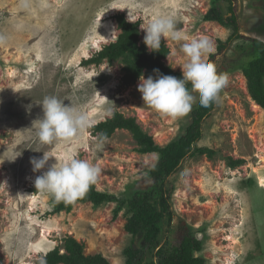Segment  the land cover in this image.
<instances>
[{"label":"rangeland","instance_id":"obj_1","mask_svg":"<svg viewBox=\"0 0 264 264\" xmlns=\"http://www.w3.org/2000/svg\"><path fill=\"white\" fill-rule=\"evenodd\" d=\"M215 1L0 0V264H39L56 248L65 254L69 239L81 244L86 256L125 264L124 251L141 243L126 231L129 214L119 204L81 202L70 212H57L52 195L34 184L48 166L72 156L101 169L99 191L128 200L154 186L149 172L159 156L139 153L127 130H116L98 149L96 126L122 114L164 147L191 124L198 93L186 115L164 116L143 104L140 78L122 84L126 61L87 63L117 40V15L139 22V45L148 53L141 27L159 15L172 18L189 41L208 38L213 51L205 60L228 77L198 142L214 154L188 155L167 180L174 214L170 228L167 218L162 225L167 239L182 225L202 242L196 256L206 264H264V110L250 97L241 71L230 70L234 60L243 61L250 42H234L226 65L217 53L232 30L204 21ZM234 4L241 33L264 42V0ZM221 7L227 11V4ZM162 40L169 50L165 65L182 73L181 46L189 41ZM48 96L85 114L93 126L71 141L40 143L35 121L43 117L41 103ZM44 153L49 163L34 173L30 160Z\"/></svg>","mask_w":264,"mask_h":264},{"label":"trees","instance_id":"obj_2","mask_svg":"<svg viewBox=\"0 0 264 264\" xmlns=\"http://www.w3.org/2000/svg\"><path fill=\"white\" fill-rule=\"evenodd\" d=\"M221 4H227L224 12ZM239 13L236 11L234 0H216L203 19L207 22H216L223 27L230 28L232 33L228 40L220 43L217 53L223 56V63L229 62L227 53L231 46L238 40L250 42L249 49L245 50L244 59L239 63L234 60V66L230 70L241 71L247 82V89L252 100L264 110V42L258 39L245 37L241 33V25L238 21ZM116 21L120 34L115 42L105 47L97 56L87 63L99 65L107 60L126 61L125 75L122 79L124 86L134 84L142 75L155 76L154 69L159 74L182 78V73L174 71L164 63L169 50L164 41L158 52L148 53L139 45V22L130 23L124 15H117ZM216 54L211 58H215ZM146 73V74H145ZM191 91V84L187 85ZM216 102L208 107L200 105L199 100L193 106L190 118L191 124L185 133L168 145L161 147L153 138L142 131L133 118H125L122 114H114L112 118L96 126V130L109 137L116 130L130 131L138 144V152L141 154H158L157 164L149 174L154 181L145 191H137L128 200H121L117 196L101 192L96 184H92L88 191L73 203L57 201L52 195V202L57 212L65 210L70 212L77 203L90 202L95 206L104 203H116L127 209L126 231L133 238H140L139 246H130L124 251L125 264H206V260L196 253L202 251V242L198 240L188 227L180 226L173 233L171 240L167 239L163 224L167 218V226L173 223L171 210L172 187L169 188L167 180L176 173L184 159L188 155L212 156L214 151L206 147H199L202 139V123L209 117ZM117 212V211H116ZM66 253L61 255L60 249L50 252L39 264H110L103 256H86L84 248L74 239L67 240Z\"/></svg>","mask_w":264,"mask_h":264},{"label":"clouds","instance_id":"obj_3","mask_svg":"<svg viewBox=\"0 0 264 264\" xmlns=\"http://www.w3.org/2000/svg\"><path fill=\"white\" fill-rule=\"evenodd\" d=\"M128 22L135 23L129 17ZM141 29L145 33L143 42L150 52H158L164 38L189 41V38L176 28L174 20L167 16H156L147 27ZM181 51L185 56V63L180 67L182 78L159 74V70L154 69L157 74L155 78L150 75L145 79L142 75L137 86L143 104L164 116L186 115L196 99L193 93L199 94V103L203 107L219 102L222 89L228 85L227 75L218 73L215 65L205 60L213 51L208 38H192L182 44ZM189 83L191 91L187 87ZM41 106L43 117L35 121L38 124L35 134L42 144L71 141L93 126V122L85 114L65 105L55 96L45 97ZM93 139L99 149L107 137L99 134ZM49 160L50 157L45 153L42 157H33L30 160L33 172L45 169ZM100 171L99 167L86 160L69 156L65 163L48 166L47 171L36 176L34 184L36 190L50 193L57 201L70 204L88 191L96 182Z\"/></svg>","mask_w":264,"mask_h":264}]
</instances>
